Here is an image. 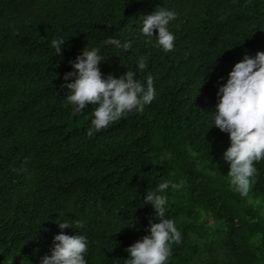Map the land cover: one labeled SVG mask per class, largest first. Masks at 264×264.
<instances>
[{
  "label": "trees",
  "instance_id": "16d2710c",
  "mask_svg": "<svg viewBox=\"0 0 264 264\" xmlns=\"http://www.w3.org/2000/svg\"><path fill=\"white\" fill-rule=\"evenodd\" d=\"M157 7L177 14L173 55L156 46L158 30L154 38L139 31ZM61 36L58 55L50 41ZM108 36L132 41V49L103 44ZM87 45L100 47L105 77L133 70L143 81L151 73L156 88L142 113L92 136L93 106L78 117L64 107L69 61ZM257 51H264V0H0V123L25 132L16 156L36 160L38 181L47 186L51 176L43 190L18 192L1 154L0 264H40L62 232L57 223L74 219L92 240L88 264H124L126 248L156 222L143 198L163 180L183 182L165 192L166 216L181 233L168 264H264V160L246 196L229 188V134L212 119L219 86L244 53ZM140 55L148 63L141 73ZM16 81L10 104L4 89Z\"/></svg>",
  "mask_w": 264,
  "mask_h": 264
},
{
  "label": "clouds",
  "instance_id": "9594fccd",
  "mask_svg": "<svg viewBox=\"0 0 264 264\" xmlns=\"http://www.w3.org/2000/svg\"><path fill=\"white\" fill-rule=\"evenodd\" d=\"M176 15L173 9L157 7L151 14L143 15L140 22L139 31L148 38H154V30H158L155 44L166 55L176 52V37L169 27ZM65 41L62 36L50 41L58 55L62 54ZM103 44L112 45L124 52L132 49V41L122 42L114 36H108ZM100 53V47L87 45L75 60L69 61L74 71L64 75V86L69 89L64 107L71 106V115L78 117L84 113L88 104L93 106L90 127L86 129L88 136L129 114L142 113L145 106L156 98L151 73L143 81L134 78L133 70H127L118 78L111 73L105 77L99 67L105 61ZM136 65L140 73L145 70L148 67L146 57L138 56ZM21 85L19 81L8 85L4 89L3 100L16 104ZM22 92L25 94L24 87ZM217 97L218 103L212 111L213 126L228 133L230 139V146L223 153V159L230 167L226 175L228 186L246 196L258 172L256 163L264 160V51H257L255 56L244 53L243 58L229 72L226 82L219 86ZM25 141V132L9 122L0 123V157L2 154L4 160H9L7 164L13 169L12 184L18 192L40 191L49 185L51 176L45 186L38 181L36 160L17 159L16 151L25 145ZM167 158H171L170 154H167ZM54 175L62 179L58 185L64 186L66 179L63 178L59 164ZM170 186L180 188L183 182L177 184L163 180L154 189L146 191L144 205L150 203L153 206L156 222H150L148 234L126 248L129 255L124 259V264H168L172 255V242L179 243L181 240L175 221L166 216L168 199L165 192ZM49 192V199L56 198L52 189L49 188ZM73 221L57 223V228L62 232L54 236L51 254L41 257L40 264H88L85 255L91 250L92 240L89 235L81 232L85 227L84 221Z\"/></svg>",
  "mask_w": 264,
  "mask_h": 264
}]
</instances>
